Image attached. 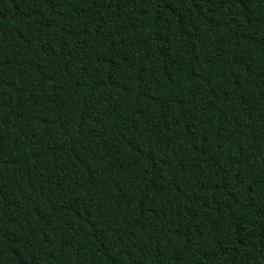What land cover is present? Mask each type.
Masks as SVG:
<instances>
[{
    "label": "trees",
    "instance_id": "1",
    "mask_svg": "<svg viewBox=\"0 0 264 264\" xmlns=\"http://www.w3.org/2000/svg\"><path fill=\"white\" fill-rule=\"evenodd\" d=\"M0 264H264V0H0Z\"/></svg>",
    "mask_w": 264,
    "mask_h": 264
}]
</instances>
